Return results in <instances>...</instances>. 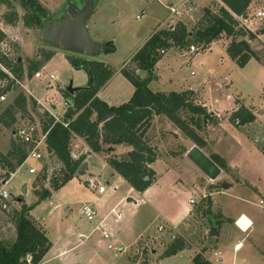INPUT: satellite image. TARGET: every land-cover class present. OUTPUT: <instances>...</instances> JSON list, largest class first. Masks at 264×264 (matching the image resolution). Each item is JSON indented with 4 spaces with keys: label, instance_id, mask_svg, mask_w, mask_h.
I'll return each mask as SVG.
<instances>
[{
    "label": "rangeland",
    "instance_id": "rangeland-1",
    "mask_svg": "<svg viewBox=\"0 0 264 264\" xmlns=\"http://www.w3.org/2000/svg\"><path fill=\"white\" fill-rule=\"evenodd\" d=\"M10 1L15 4L17 9L18 18L12 25L13 32L17 35L21 44L16 36H8L9 39H4L3 42L0 43V50L7 53L10 59H20L22 62L23 75L21 78H18L19 81L23 79L24 86L30 89L32 94L39 101L50 107L52 111L61 113L63 110L62 103L64 100V92L60 90L57 91L53 84H48L45 75L57 73L60 77V84L67 87L71 81L73 87L78 88L87 84L88 74L84 69H75L71 65L68 55L73 56L76 54L55 48L53 45L42 41L41 33L43 27L36 25L33 27H25L22 22V16L25 11L20 6L18 0ZM38 1L49 11L51 20L62 18L68 11H73L74 9L79 10L84 4L83 0H71L73 2L72 4H67L66 0ZM96 1L97 10L90 14L91 16L89 15L90 17H88L89 19L86 25L93 39L102 43H111L109 51H101L98 57L102 59V62L103 60L108 61L113 66L114 72L117 73H113V78L101 89L99 97L109 102L119 103L121 101L124 102L126 99L124 100L122 98L128 97L133 90L132 83L121 72H117V69L121 67L122 63L143 44L149 33L158 27L159 24L160 26H166L168 23L172 24L177 20H181L184 23L187 21L189 28L194 31L195 25L204 12L203 9L200 12L198 11L208 0H195L197 5L194 7L193 14H197L192 18H189L188 14L182 15L181 17L174 15L169 17L166 22H163L168 14L165 5L170 1L179 3L181 0ZM209 8L214 12L218 10V8ZM262 8H264V2L260 5V9ZM142 10H144L143 13ZM258 10L253 8L247 10V15L250 17L249 21H252V23L256 25L257 33H259L261 29H264V18H259L257 16L256 12ZM136 15H139V17L137 18ZM239 18L238 23L240 27H244V34L249 38H254L255 36H249V32L253 34L254 32L248 30L246 25L243 26L242 17ZM0 25H3L1 14ZM191 38H193V35H191ZM192 43L198 44L197 42ZM257 43L259 44L256 48L260 49L258 55L264 54V36L259 42L257 41ZM38 45L43 48H54V50L48 60L38 68L41 76L35 77L33 74L28 76L26 68L29 64V58L27 57L33 54L35 47ZM182 49L184 50L183 53L172 49L162 57L153 70L154 74L148 82V87L150 89L154 91L181 90L182 88H188L193 82L204 79V84L200 91L202 94L201 98L203 101L210 104V106L214 107V105H217L215 104L217 100L222 104H227L225 95L227 93L232 94L236 84L241 91V97L244 98L247 103L258 105L260 108L264 107V99L262 96L264 94V73H262L260 68V63L264 66V55L263 61L258 60L259 57L251 56L248 59L249 61L247 60L244 65H239L226 54L222 41L211 42L209 48L199 53H190L186 50L187 47ZM186 66H188V69ZM0 67L7 71L4 66L0 65ZM191 70L194 72L192 75L190 74ZM142 73L143 75L147 74L145 71H142L141 74ZM208 73H210V76ZM228 74L232 76L229 91L220 86V83L225 80ZM156 76H159V79L156 80ZM19 91L23 93L19 83L14 81L13 87L8 91L6 99L0 101V112L12 101L13 97ZM214 99L217 100L214 101ZM195 103H198V100L195 101ZM52 104H57V108H52ZM27 107L35 116L39 117L40 109L29 99H27ZM12 131L13 127L7 128L0 124V152L3 154H6L10 150L12 143H15L13 142L14 137ZM185 140L189 139L185 138ZM73 144L71 140L69 149L72 153ZM77 148V146H74V150ZM94 156L96 157V162L95 164H93V162L90 164L93 174L92 178H95L96 185H104L107 189L102 201L90 203H92L96 211L98 210L97 207H101L103 211L107 212L111 207L116 205L117 211H120L124 215V219L121 222H115L113 216L107 219V227L113 233L110 241L115 246L124 247V250L118 251L114 248H107L106 245L108 241L102 237L101 231L93 230L82 247L84 248L82 254L77 259L79 264H185V261L191 253V249L188 247L181 253L159 259H157V257L159 256V252L173 239L170 235L172 233L178 234L174 228L169 226V223L173 225H176V223L174 224L166 221L164 216H172L176 207L187 201L190 197L197 201L195 214L200 215L203 213L206 219L195 227L193 224L195 221L191 219L192 217L194 218V216H192L190 221L188 220L189 224H186L180 229L181 232L185 233L184 235L187 238V240L184 239L186 245L190 244L189 241L193 242L196 240L202 242L206 238L212 240V238H210V229H212L211 226L214 225H211L207 218L210 214H212L213 218H216L219 212L208 211V204L212 205V200H210L209 197L201 198L202 184L197 181L198 184H196L195 179L196 176L202 175V171L192 161L182 157H177L172 160L169 158L156 159L154 161V169L159 173V178L155 186L150 189L149 193L140 195L136 192L126 194L128 185L122 180L118 181L120 188L112 192L113 190L108 188V183L110 182H108L107 178V175H109L108 167L104 165V161H102L100 156ZM11 161L14 163V159H11ZM30 165L36 166L38 171H40L34 174L30 173L28 171ZM61 168V161L57 159L54 153H51L48 158L40 162L30 159L16 170L15 174L4 187L10 193L11 199L21 196L23 202L21 200L18 203L10 201L9 209L4 210L0 208L1 241L6 243L14 241L16 237V227L13 222L12 213L15 210H19L24 203L28 206H33L35 210L34 215L31 216L29 214V217L37 226L41 227L47 235L50 241L49 248L52 247V242L57 243L61 235H67L70 243H74L73 245L77 243L76 248L80 247V243H78L80 240L77 238V233H87L97 222L96 220L87 221L80 214V207L83 202H86L85 200L91 199L94 195L99 196L101 194L97 192V189L95 190L89 186V180L93 179H88L87 176L84 177L83 174L78 175L77 173L74 174V178L63 184L60 188L53 190L51 178L58 177L60 181L62 177ZM7 171L8 167L0 157V183L4 178L10 176V173ZM44 174L45 178H42ZM43 188L51 190V195L39 200L36 193L41 192ZM24 189H26V191ZM243 193H247L246 197L253 201L249 207L258 209L259 207H257L255 203H257L258 199L262 196L258 193H254V195L250 188H246ZM124 194V203L122 201L116 203ZM128 197L131 199L127 200ZM140 197H143L146 204L141 206L135 203V200ZM215 199L217 201L215 205H218V207H216L218 211L222 210V213L227 216L232 214V212L237 210L240 206H244V203L241 201L225 195H217ZM208 201L211 203H208ZM222 205H224V207H222ZM139 207H162L163 210L159 213V209H157L158 211H150V209L147 208L148 213L150 211L149 217L145 222L141 223L139 219ZM208 212L211 213L208 214ZM97 213L99 212L97 211ZM160 223L168 225V230L162 233L158 232L157 226ZM249 223V219L245 216L241 217L238 221V224L244 228H247L250 225ZM178 236L181 235L178 234ZM240 236H242V234ZM254 237L263 236L251 234L247 240L248 242H245V247L240 251L239 256L243 254L252 255L251 252L247 251H249L248 243L249 241H253ZM232 247L233 245L231 243L227 245V249L231 254L233 253ZM239 248L235 251H238ZM79 250L80 248L77 251ZM257 259L258 258L253 255V259L251 257V262L253 263ZM59 262L60 259L54 261L55 264Z\"/></svg>",
    "mask_w": 264,
    "mask_h": 264
},
{
    "label": "trees",
    "instance_id": "trees-1",
    "mask_svg": "<svg viewBox=\"0 0 264 264\" xmlns=\"http://www.w3.org/2000/svg\"><path fill=\"white\" fill-rule=\"evenodd\" d=\"M221 1L225 6H219L216 12L209 7L203 9L204 12L195 25L194 31L179 20L173 28L158 29L148 37L129 62L120 69V72L134 86V91L126 102L119 105H109L97 96L98 90L113 75L112 67L93 57L70 56L71 65L75 69H84L88 74V81L85 86L78 87L73 93L63 91L64 98L68 102L63 120L67 121L68 125L63 126L60 122H54L53 118L46 114L39 116L43 130L47 131V149L56 155L63 168L60 169L62 170L60 181L58 177L51 178L53 190L72 179L84 162V155L77 158L71 156L69 143L73 135L82 137L93 152L106 151L104 144H108L109 147L119 144L131 146L125 158L111 156L108 158V164L139 192L144 191L156 179V172L150 166V163L156 159V150L148 143L145 136L155 115H165L180 128L185 136L198 146L204 145V140L195 128L200 129L204 121L212 117L205 106L194 103L193 90L154 92L148 87V82L154 74L156 62L162 56L161 48L182 49L192 42H197L198 45L208 44L220 38L222 34L234 36L244 33L236 16H246L252 0ZM1 2H4L9 10L3 13L4 22L13 24L18 18L15 4L10 0H1ZM18 2L25 11L22 16L24 26L43 27L44 21L50 19L49 11L38 0H18ZM66 3L72 4L73 2L66 0ZM263 31L264 29L260 30V32ZM249 36L254 37L255 35L249 32ZM4 39H6L5 33L0 28V43ZM226 52L239 65H244L251 56L258 57L246 40L232 39L226 47ZM52 53V49L38 47L34 56L29 59L26 68L27 75L31 76L37 71ZM0 65L4 66L14 77L21 78L23 75L22 62L18 58L10 59L9 55L2 50H0ZM137 70L145 71L146 76H140ZM7 71L0 67V80H6L5 90H10L14 79ZM31 101L34 102V100ZM18 114H28L27 98L20 91L0 112V124L14 129ZM254 118L252 110L244 105H240L230 115L232 122L239 120L238 124H245L253 121ZM13 140L15 143H12L6 154L0 152L1 160L8 167V173L14 172L27 154V147L15 137ZM11 159H14V163ZM42 178H45V174ZM36 195L39 200L47 198L51 195V190L43 188ZM208 203L211 202L208 201ZM207 208L209 210V207ZM31 209H33L32 205L23 204L19 210L13 211L16 237L11 243L0 240V264H37L48 250L50 241L43 229L30 219ZM185 247L184 238L176 235L163 248L160 257L176 254ZM192 262L193 264H213L201 253L195 254Z\"/></svg>",
    "mask_w": 264,
    "mask_h": 264
},
{
    "label": "crops",
    "instance_id": "crops-1",
    "mask_svg": "<svg viewBox=\"0 0 264 264\" xmlns=\"http://www.w3.org/2000/svg\"><path fill=\"white\" fill-rule=\"evenodd\" d=\"M263 2L264 0H252V2L249 5V9L253 8L255 10H258L260 9V5ZM96 3L97 1L94 0V8L92 13H94L97 10ZM168 3H174V5L177 6L179 10H186L188 17L189 16L193 17L197 14V13L193 14L194 7L197 5L195 0H181L179 1V3L170 1ZM221 5L225 6L221 0H208L204 5L201 6V9L198 12H200L205 7L218 8ZM0 9H1L0 12L1 19L3 24L0 25V28L5 33L6 39H9V37L12 36L17 37V35L13 32V25L4 22L3 13L6 10H8V8L4 4V2H1V0H0ZM169 17L171 16L169 15L168 12L163 22H166ZM239 17H242L243 26L246 25L248 30L254 32L255 34L254 38H249L244 33L236 34L234 36L222 34L220 38L213 40L212 42L222 41V43L224 44V50L226 51V47L232 41V39H234L235 41L246 40L252 51L259 57L258 60L263 61L264 54L262 53V55L260 54L258 55V51H260V49L256 48V46L259 44L257 43V41L259 42L261 38H263L264 32H259V33L256 32L257 27L252 23V21H249L250 17H248V15L236 16L238 20L240 19ZM178 21L179 20L175 21L174 23H172V25H175L176 22ZM185 23L189 28L187 21H185ZM162 28H169V23L166 26H160L159 24L158 27H156L151 33H149L148 37L156 30ZM148 37L145 39V41L148 39ZM10 40H14V39H10ZM17 40L19 41L18 37ZM209 46H211V42L209 43ZM38 47L39 45L35 47L33 54L31 56H28L27 58L29 59L32 58ZM140 47H138L134 51V53ZM172 49L175 51L177 50L180 53L184 52L183 49H179L176 47L168 48L166 52L162 54L161 58L156 62L154 69L156 65L160 62L162 57ZM52 50H54V48ZM134 53L131 54V56L122 63L121 67L129 62L130 58L134 55ZM98 56H95L93 58L102 61V59H99ZM103 62H105V64H108L113 69V66L108 61L103 60ZM121 67L117 69V72H120ZM186 68L188 69V66H186ZM260 68L262 70V73H264V66L261 63H260ZM137 72L142 77L146 76L143 75V73L141 74L142 70H137ZM191 72L192 70L190 71V74ZM113 75L106 82V84L111 80V78H113ZM208 75L210 76V73H208ZM231 77L232 76L228 74L225 77V80L220 83V86H222V88H225L227 91L230 90L229 85L231 84ZM157 79H159V76H156V80ZM234 81H235V76H234ZM232 83H233V79H232ZM106 84L98 90L97 92L98 97L99 94L101 93V89L104 88ZM203 84H204V79L197 82H193L188 86V88L185 89L182 88L181 90H170V91H178V92L187 89L193 90L192 99L194 103L195 101L198 100L197 104H201L205 106L206 110L210 113L212 118L210 120H205L200 129L195 128L197 133L204 140L203 146H198L195 142H193L191 139L185 136L183 132L180 130V128H178L169 118H167L165 115L162 114L154 116L149 128L145 132V136L148 140V143L151 144L156 150V154H157L156 159L169 158L170 160H172L177 157L189 159L186 155L187 151L193 145H197L206 155H208L221 168V172L213 180L209 179L203 172L202 175L196 176L195 179V182L197 181L198 183L202 184V188H201L202 193L208 194L207 197H209V199L212 200V205L210 204V206H208L209 207L208 211L211 210L212 212L214 211L219 212L218 217L213 218L212 214H210L209 217L207 218L210 224L214 225V226L210 225L212 229H210L211 237L210 236L209 237L212 238V240H210L209 238L204 239L202 242L196 240L191 242L188 240L190 244L186 245L185 248L178 251L177 253H181L184 249H187V247L191 249V253L189 254L187 260L185 261V264H193L192 258L197 253H201L206 259L211 261L213 264H264V107L260 108V106L258 105L247 103L244 100V98L241 97L242 96L240 95L241 91L238 85L236 84L234 86V92H232V94L227 93L225 95V101H227V104H222L219 100L214 99V101L217 100L215 102V104L217 105H214V107H212L210 106V104L206 103L201 98L202 94L200 91L203 87ZM20 87L22 88L23 94L26 96L27 99H29L30 101L34 100V102L33 101L32 102L34 105H36L38 109H40L39 116H41L42 115L41 110H43V106L45 107L48 106H46L41 101H39L32 94L31 90L24 86L23 79L20 80ZM28 91L31 94H29ZM133 91H134V86L131 94L128 97L126 96L122 98L124 100L126 99L124 102H126L131 97ZM155 91H162V90H155ZM170 91H162V92H170ZM262 96L264 99V94ZM104 101L109 105H119L121 103H124L123 101L119 103L109 102L106 100ZM240 105H244L252 110V112L255 115L253 121L247 122L245 124L237 125L230 120V115ZM51 107L55 109L57 108V104H52ZM62 107L63 110L61 113L54 112L52 111V109L51 111L63 117L66 109L63 103H62ZM27 111L28 114L30 112V115L35 116V114L28 107H27ZM185 138H188L189 140H185ZM71 140L74 143L73 153L77 157L81 155L85 156L84 161H86L87 163V168L85 173L83 174L84 177L87 176L88 179L95 180V178H92L93 174L90 164L92 162L93 164H95L96 162L95 161L96 157L94 155H98L102 158V161H104V165L108 167L109 175H107V178H108V182L110 181L108 183L109 184L108 188L113 190L112 192L120 188L118 181L122 180L128 185V190L126 194H129L130 192H136L137 194L140 195H146L147 193H149L150 189L155 186L159 178V173L154 169V161L156 160L155 159L152 163H150V166L156 172V179L144 191L142 192L136 191L119 173H117L108 164V158L111 156H115L117 158H125L127 156V153L131 150L132 148L131 146L126 144H119L109 147L108 144H104V147H106V151L93 152L90 150L89 146L86 144L85 140L82 137L78 135H73L71 137ZM74 146H77L78 148L74 150ZM15 172L16 171L12 173L15 174ZM197 182L196 184H198ZM246 188L247 189L250 188L253 194L258 193L262 196L258 199V202L255 203L257 207H259L258 209H253L252 207H249L251 206V203H253V201H251L249 198L246 197L247 193L245 194L243 193L244 190H246ZM106 189L107 187L105 188V191L103 193H99L101 195L99 196L94 195V197L85 201H89V202H98L100 200L102 201V199H104V194L106 192ZM217 195H225L230 198L237 199L242 203H244V206H240L237 210H235L234 212H232V214H229L228 216L224 215L222 213V210L218 211V209L216 208L218 207V205L217 206L215 205V203H217L215 199ZM19 197H20L19 199L18 198L13 199L14 203L15 202L18 203L20 202V200L23 202V198H21V196ZM124 197L125 194L121 198H119L116 201V203H119L120 201L123 202ZM130 199L131 198L128 197L127 200ZM260 200H262L261 203ZM135 203L137 205L142 206L146 204V201L143 199V197H140L135 200ZM195 207H197V201L191 204L188 199L187 201H185L182 204H179L178 207H176L175 211L173 212L174 214L172 216L170 215L164 216V219H166V221L172 222L174 224L176 223V225L170 223L169 225L174 226L176 232L186 240L187 238L184 235L185 233L181 232L180 229L186 224H189L188 220L190 221V218L194 216V218L192 217L191 219H194L195 222H193V224L195 227H197L199 223H202L203 220L206 219L203 213H201L200 215L195 214L196 213ZM222 207H224V205H222ZM147 208H149L150 211L151 210L158 211L157 209H159L160 211L159 213H161L163 210L162 207H147ZM147 208L139 207V213H140L139 219L141 220V223L145 222L146 219L149 217L150 211L148 213ZM97 209H98L97 211L99 212L97 213L98 218L102 217L107 212V211H103L101 207H97ZM34 212L35 210L33 208L29 211V214L32 216L34 215ZM209 213L211 212H208V214ZM243 216L247 217L250 221L249 223L250 225L247 228L241 227L238 224L239 219ZM123 219H124V215L122 220ZM122 220H120L119 222H121ZM93 230H96L95 224L93 228L91 227V229L87 233H83V232L77 233L78 236L77 238L80 240L78 241V243H80V247L77 248H76L77 243L73 245L74 243H70V240H68L67 235H61L57 243L52 242L53 243L52 247L48 248L46 254L37 264H55L54 261L58 259H60V262L57 264H79L77 259L82 254V251L84 249L82 247ZM241 234L242 236H240ZM251 234H259L260 236L262 235L263 237H256V238L254 237L253 241L251 242L249 241L248 243L249 251L247 252H251L252 255L243 254L239 256L240 251H242V249L245 247V242H248L247 240L249 239ZM230 243L233 245L232 254L227 249V245H230ZM79 248L80 250L77 251ZM237 248H239V250L235 251ZM162 251L163 249L159 252V256L157 257V259L162 258L160 257ZM253 255L258 258L257 259L258 263L257 260L254 261L253 263L251 262V257L253 259Z\"/></svg>",
    "mask_w": 264,
    "mask_h": 264
},
{
    "label": "built area",
    "instance_id": "built-area-1",
    "mask_svg": "<svg viewBox=\"0 0 264 264\" xmlns=\"http://www.w3.org/2000/svg\"><path fill=\"white\" fill-rule=\"evenodd\" d=\"M165 7L167 8L170 16L175 15V16L181 17L182 15L187 14L186 10H179L178 7L174 5V3H167L165 5ZM143 12H144V10H142V13ZM256 14L259 18H264V8L259 9L256 12ZM136 17L138 18L139 15H136ZM189 18H192V16H189ZM173 26L174 25L169 23V28H173ZM209 47H210L209 43L208 44H200V45L192 43L187 47L186 50H188V52H190V53H199L200 51H203ZM165 52H166V49H164V48L160 49L161 54H164ZM9 73L10 72H8V74ZM193 73L194 72L192 71L191 74H193ZM33 75L35 77L41 76L39 70L35 71L33 73ZM9 76H11V78L14 79V81L18 82L20 85V81L17 77H14L13 75H11V73ZM45 76L47 79V83L50 85L53 84L55 87V90H57V91L60 90L62 92L64 90H66V86L59 83V80H60L59 74L49 73V74H46ZM6 83H7L6 80H0V101H3L6 99L7 93L9 91V90H5ZM28 93L31 94L29 91H28ZM63 105L65 106V108H67V106H68V102L65 98H64ZM65 111H66V109H65ZM41 113H42V115L46 114L47 116L52 117L54 122H60L61 124H63V126L68 125V122L64 121L63 117H61L60 115L53 113L51 111L50 107L43 106V110H41ZM35 117L36 116H34V115H30V113L25 114V115L19 114L17 117V120L14 124L13 136L15 137V139L17 141L22 142L27 147V154H26V157H25L24 161L22 162V164L26 163L30 159L38 161V162L43 161L46 158H48V156L52 153L51 151H48V149H47V144H46L47 131L43 130L40 118L39 117L35 118ZM238 122H239V120L236 119L235 123L238 124ZM71 156L73 158H77V156L72 152H71ZM28 171L30 173L34 174V173H38L40 170L38 171L36 166L30 165L28 168ZM13 174L14 173H10V176L8 178H4L0 183V208L4 209V210L8 209L9 202L13 201V198L11 199L10 193L4 187L5 184H7L9 182V179L13 176ZM89 186L91 188H94L95 190L97 189L98 193H103L105 191V186L104 185H96L95 180H89ZM207 196H208V194L202 193L201 198H204ZM189 202L191 204H193L196 202V200L194 198L190 197ZM261 202H262V200H260V203ZM80 214L87 221H95V220L97 221L95 224V229L100 230L102 237L108 241V243L106 245L107 248H109V249L114 248L118 251L124 250V247L115 246L110 241L111 237L113 236V233L107 227L108 226L107 219L110 216L114 217L115 222H119L123 218V214L120 211H117L116 205L111 207L110 210L107 213H105V215L98 218L97 217V211L93 207L92 203L86 201V202H83L81 207H80ZM169 226L175 229L174 226H172V225H169ZM167 230H168V225H164L163 223H160L157 226L158 232L162 233V232L167 231ZM170 236L173 239L176 237V235L174 233H172Z\"/></svg>",
    "mask_w": 264,
    "mask_h": 264
},
{
    "label": "water",
    "instance_id": "water-1",
    "mask_svg": "<svg viewBox=\"0 0 264 264\" xmlns=\"http://www.w3.org/2000/svg\"><path fill=\"white\" fill-rule=\"evenodd\" d=\"M83 1L84 4L79 10L68 11L60 19L45 20L41 33L42 41L66 52L87 57H95L101 51H109L111 43H102L93 39L86 25L89 15L93 12L94 0ZM68 58L70 60V55ZM76 89L71 81L66 87L69 93H73ZM186 155L211 180L221 172V168L197 145H193ZM86 168L87 163L84 161L77 174H84Z\"/></svg>",
    "mask_w": 264,
    "mask_h": 264
},
{
    "label": "flooded vegetation",
    "instance_id": "flooded-vegetation-1",
    "mask_svg": "<svg viewBox=\"0 0 264 264\" xmlns=\"http://www.w3.org/2000/svg\"><path fill=\"white\" fill-rule=\"evenodd\" d=\"M63 11V10H62ZM65 11V10H64Z\"/></svg>",
    "mask_w": 264,
    "mask_h": 264
}]
</instances>
